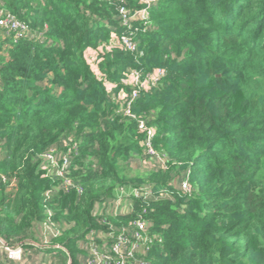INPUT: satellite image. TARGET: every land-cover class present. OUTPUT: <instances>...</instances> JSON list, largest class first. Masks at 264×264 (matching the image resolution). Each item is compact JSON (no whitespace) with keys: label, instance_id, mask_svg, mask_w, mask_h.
<instances>
[{"label":"trees","instance_id":"16d2710c","mask_svg":"<svg viewBox=\"0 0 264 264\" xmlns=\"http://www.w3.org/2000/svg\"><path fill=\"white\" fill-rule=\"evenodd\" d=\"M123 1L137 4L0 0L34 31L0 33V236L41 241L51 212L61 247L44 259L81 264L91 232L142 217L149 264H264V0H157L137 52L121 43ZM158 69L127 107L129 74ZM52 147H74V185L47 176ZM185 175L189 191L174 185ZM118 187L148 193L108 213Z\"/></svg>","mask_w":264,"mask_h":264},{"label":"built area","instance_id":"2783aa9c","mask_svg":"<svg viewBox=\"0 0 264 264\" xmlns=\"http://www.w3.org/2000/svg\"><path fill=\"white\" fill-rule=\"evenodd\" d=\"M156 2L157 0H136L137 4L134 6L123 1V3L118 5L117 17L124 27V32L121 35V43L127 50L131 52L138 51L139 43L135 36L144 29V25L148 24L150 10ZM2 32H7L8 35L16 41L22 37L31 35L34 31L29 22L18 18L16 14L0 6V33ZM163 74L164 70L158 69L156 72L150 74L147 79L142 80L141 73L132 71L127 78V82L131 84L134 89L132 96L126 98L127 107H130L137 97L139 92L138 87L149 86L151 82H155ZM106 85L108 89H111L113 86L111 83H106ZM123 97L124 94L120 96V98ZM127 113L132 115L129 109ZM139 127L147 131V155L154 159H158L160 163L164 161V157L150 147V141L153 135L152 129L146 126L143 121H140ZM73 148L74 147L68 148L65 152H62L59 147H52L44 153L48 159V174L59 176L61 180L60 188H67L74 185V182L69 181L66 177L67 175H65L70 165ZM1 177L3 180L7 179L4 175ZM13 181L15 182L16 179ZM174 185L182 191L190 190L187 175L180 178L178 183ZM78 189L80 188L78 187ZM120 189L123 190V187ZM51 191L52 190H48L45 197H49ZM146 193H148L146 189L131 188L127 196H140ZM115 201L120 204L118 198H116ZM117 208L122 210V205H119ZM51 216L52 213L49 212V217L44 222L41 241L28 239L12 243L0 237V264H25L27 246H32L36 250L44 251L56 247L60 248L61 245L49 242L50 236L59 234L56 222L51 219ZM85 241H87L86 248L88 250V255L86 256L84 264H126L128 261H131L130 264H134V261H137V264H149V261L136 255L142 249L141 253L146 251L147 247L152 243V238L147 233V223L142 217L134 220L131 225L122 227L117 230V232L112 229L108 232L100 231L97 234L91 232ZM46 264L51 263L48 262Z\"/></svg>","mask_w":264,"mask_h":264},{"label":"rangeland","instance_id":"374dc122","mask_svg":"<svg viewBox=\"0 0 264 264\" xmlns=\"http://www.w3.org/2000/svg\"><path fill=\"white\" fill-rule=\"evenodd\" d=\"M60 150H62L61 149V147H60ZM147 156H149V155H147ZM147 156H146V158H147ZM149 161H153L152 159H149ZM158 165H159V162L157 163ZM49 177H51V178H53V179H55V180H60L59 179V176H57V175H52V174H49ZM61 185V180H60V183H58V185L57 186H55L54 188L57 190V189H60V186ZM125 199H127V200H130L131 199V197L130 196H127V198L125 197ZM127 200H125L124 201V207H123V205L121 204V202H120V204H118L117 203V201H115V199L112 201V202H109V204H108V206L104 209V211H108V213H110V212H114V211H116V212H124V211H126L127 210V208H128V206H126V204L128 203L127 202ZM126 203V204H125ZM119 205H122V210L121 209H119V208H117ZM124 209V210H123ZM56 225H57V229H60V226H59V224H57L56 223ZM67 228L69 227V225H67L66 226ZM34 235H36V236H39V231L38 230H36V231H34ZM0 237H2V236H0ZM3 238V237H2ZM5 239V238H4ZM29 238H26V239H24V240H28ZM39 239V238H38ZM87 241H82L81 242V248H82V250L83 251H85V257L88 255V250H87V248H86V243ZM143 250V249H142ZM142 250H140V252L139 253H141L142 252ZM28 253H32L33 252V249H28V250H26ZM36 253H34L35 255H33V260L35 259V261H36V263H39V264H43V263H48L49 261H48V259L46 260V259H44L45 258V251L43 252V250H34ZM82 257V256H81ZM84 257H83V260H82V262H81V264H84ZM134 264H137V261H134Z\"/></svg>","mask_w":264,"mask_h":264},{"label":"crops","instance_id":"0c3cea01","mask_svg":"<svg viewBox=\"0 0 264 264\" xmlns=\"http://www.w3.org/2000/svg\"><path fill=\"white\" fill-rule=\"evenodd\" d=\"M131 191V188L130 187H125V190H124V187H123V190L120 189V188H116L115 190V193L114 195L116 196V198L119 199V201L121 202V204L123 205L124 207V201L127 200L125 199V197L127 198V194ZM127 204L126 206H128L127 210L129 209V207L131 206L130 205V200H127ZM124 210V209H123ZM34 253H36L35 251H33L32 253H26V256H25V264H39V263H36L35 259L33 260V255H35Z\"/></svg>","mask_w":264,"mask_h":264},{"label":"clouds","instance_id":"9594fccd","mask_svg":"<svg viewBox=\"0 0 264 264\" xmlns=\"http://www.w3.org/2000/svg\"><path fill=\"white\" fill-rule=\"evenodd\" d=\"M179 181V180H178ZM118 188H121V187H118ZM125 188V187H124ZM130 188H133V187H130ZM135 188V187H134ZM116 199V198H115ZM130 202H131V199H130ZM130 205H131V203H130ZM129 209H130V207H129ZM129 209L127 210V211H124V213H126V212H128L129 211ZM34 241V240H33ZM32 247V246H31ZM30 248V246H27L26 247V250H28ZM30 249H33V251L34 250H36L34 247H32V248H30ZM47 251V250H46ZM43 252H44V250H43ZM26 253H27V251H26Z\"/></svg>","mask_w":264,"mask_h":264}]
</instances>
